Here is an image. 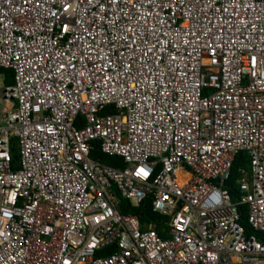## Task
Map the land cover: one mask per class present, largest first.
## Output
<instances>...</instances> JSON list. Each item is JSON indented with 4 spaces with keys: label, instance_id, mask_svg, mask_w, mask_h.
<instances>
[{
    "label": "built area",
    "instance_id": "1",
    "mask_svg": "<svg viewBox=\"0 0 264 264\" xmlns=\"http://www.w3.org/2000/svg\"><path fill=\"white\" fill-rule=\"evenodd\" d=\"M0 69V264H264V0H0Z\"/></svg>",
    "mask_w": 264,
    "mask_h": 264
},
{
    "label": "trees",
    "instance_id": "2",
    "mask_svg": "<svg viewBox=\"0 0 264 264\" xmlns=\"http://www.w3.org/2000/svg\"><path fill=\"white\" fill-rule=\"evenodd\" d=\"M0 75L4 78L5 85L9 86L13 83V73L11 70H3L0 69ZM105 113H113L111 109H106ZM77 128H81L83 126V120L81 118L77 119L76 122ZM91 150H90V158L92 160L98 161L106 166L112 167V168H124V164L121 159L117 157H110L107 155H104L100 151V144L98 141H93L90 143ZM14 161H16V157L13 156ZM249 165L247 154L244 152L238 153L233 161L229 178L226 181V186L229 190V193L232 197V200L235 202L236 198L239 196V190L238 187L235 185V182L239 179L241 176L240 170L241 169H247L246 167ZM118 211L122 215H131L136 218H138L141 226H145L147 224H155V229L157 232H159L160 227L162 226V223L165 221L163 217L160 215L153 213L151 209V202L149 199H145L141 205L138 207L131 206L127 201H125L122 198L118 197ZM240 213V223L244 228L246 229V233L248 235L254 234L253 231L249 229V226L247 225V219H246V208L240 207L239 208ZM257 235V239L264 242V234H255ZM109 251H105L106 254H108Z\"/></svg>",
    "mask_w": 264,
    "mask_h": 264
},
{
    "label": "rangeland",
    "instance_id": "3",
    "mask_svg": "<svg viewBox=\"0 0 264 264\" xmlns=\"http://www.w3.org/2000/svg\"><path fill=\"white\" fill-rule=\"evenodd\" d=\"M0 79H1V75H0ZM13 156H15L16 157V162H17V160H18V154H17V149L16 148H14L13 149V151H12V157ZM247 169H246V175H244L246 178H248V176H249V168H248V166L246 167ZM242 177V175L239 177V179ZM257 236V235H256Z\"/></svg>",
    "mask_w": 264,
    "mask_h": 264
},
{
    "label": "crops",
    "instance_id": "4",
    "mask_svg": "<svg viewBox=\"0 0 264 264\" xmlns=\"http://www.w3.org/2000/svg\"><path fill=\"white\" fill-rule=\"evenodd\" d=\"M5 84V83H4Z\"/></svg>",
    "mask_w": 264,
    "mask_h": 264
}]
</instances>
